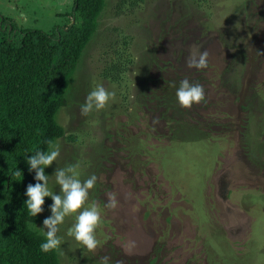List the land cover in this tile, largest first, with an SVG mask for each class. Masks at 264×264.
<instances>
[{"label": "rangeland", "instance_id": "rangeland-1", "mask_svg": "<svg viewBox=\"0 0 264 264\" xmlns=\"http://www.w3.org/2000/svg\"><path fill=\"white\" fill-rule=\"evenodd\" d=\"M118 2L106 0L57 114L73 139L56 142L59 166L79 162L82 179L97 176L90 200L103 208L115 194L118 203L103 210L94 252L66 235V220L61 264H264V0ZM72 4L0 0V15L52 33L79 22ZM123 41L133 63L116 82L102 73ZM203 50L208 66L190 68ZM176 75L202 85L205 101L166 107ZM96 83L115 98L84 116ZM256 92L261 112L247 102ZM39 215L42 227L51 213Z\"/></svg>", "mask_w": 264, "mask_h": 264}, {"label": "trees", "instance_id": "trees-1", "mask_svg": "<svg viewBox=\"0 0 264 264\" xmlns=\"http://www.w3.org/2000/svg\"><path fill=\"white\" fill-rule=\"evenodd\" d=\"M142 1L119 0L118 8L128 2L133 7ZM72 5V15H77L79 22L76 24L73 17L69 26L52 33L17 29L0 15V264H61L58 251L40 250V215L31 218L24 207L26 187L35 183L25 156L46 149L49 140L73 139L57 122V114L66 105L69 85L82 53L97 31L106 0H73ZM128 45L123 41L121 50L113 48L107 56L104 78L118 82L133 63ZM183 78L176 75L173 81ZM171 96H175V90ZM257 98L259 94L248 97L247 102L258 106ZM163 99L166 107L177 103L174 98ZM173 129L176 127H172L174 135ZM16 169L21 176L14 174ZM51 203L50 198H45L43 212Z\"/></svg>", "mask_w": 264, "mask_h": 264}, {"label": "clouds", "instance_id": "clouds-1", "mask_svg": "<svg viewBox=\"0 0 264 264\" xmlns=\"http://www.w3.org/2000/svg\"><path fill=\"white\" fill-rule=\"evenodd\" d=\"M208 51L200 52L199 57L193 56L188 61L190 68L197 70L208 66ZM175 87L177 103L184 109H190L193 105L205 101V92L199 83H191L184 78ZM115 98V92L110 91L101 83H96L88 92L84 102L80 105L81 114L88 116L93 112H100L110 105ZM60 145L53 140L47 141L46 149H37L30 156L26 155V164L29 173H34V184H28L24 195V207L29 217L34 218L44 211L45 198H50V216L44 218L43 226L37 228L43 236L39 248L44 253L62 251L64 240L59 235L66 220L71 218L72 223L66 229V235L71 237L79 246V249L94 252L101 244L98 239V229L103 223L102 214L104 208H115L118 201L115 194H110L103 208L95 201L90 200V193L95 189L97 176L88 175L82 179L81 164L79 162L69 163L63 167L57 161L60 157ZM56 167L51 175L46 174L45 169ZM21 176L22 172L14 173ZM57 186L59 192L54 190ZM100 264H111L110 258L105 256Z\"/></svg>", "mask_w": 264, "mask_h": 264}]
</instances>
